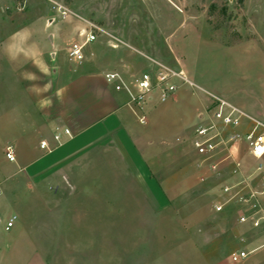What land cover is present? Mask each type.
<instances>
[{
    "label": "rangeland",
    "instance_id": "rangeland-1",
    "mask_svg": "<svg viewBox=\"0 0 264 264\" xmlns=\"http://www.w3.org/2000/svg\"><path fill=\"white\" fill-rule=\"evenodd\" d=\"M62 8L68 11L66 17ZM84 21L125 46L109 47L104 34L85 49L80 64L69 62L66 50L82 41ZM148 59L181 72L193 87L174 79L177 90L171 100L160 103L158 90L150 92L143 107L145 125L133 116L144 130L159 116L176 126L170 135H149L145 141L150 148L145 154L148 172L160 193L158 204L153 205L146 190L129 177L117 175L113 163L112 168L91 170L99 184L96 190L89 188L87 204L91 212L100 204L110 210L113 233H95L90 264H264V226L251 230L239 224L237 216L246 210L231 202L219 212L214 209L225 201L220 185L242 176L264 201V186L253 173L255 161L240 143V172L229 177L226 161L221 175L201 183L189 139L200 116L210 110L211 96L264 123V0H0V264L12 252L33 251L25 246L29 241L44 247L58 241L55 233L44 238L40 227L51 224L45 210L65 209L63 200L53 198L46 180L24 186L16 159L8 164L4 158L12 134L46 113L43 106L56 81L51 67L59 72L58 80L62 69L113 70L130 80L155 71ZM248 126L243 125L245 130ZM56 133L59 141L52 140L62 143L63 129L51 137ZM31 139L37 142L39 137ZM54 178L61 191L64 182ZM137 212L142 215L132 217ZM13 216L14 226L5 231ZM125 217L136 232H114L125 228ZM44 251L51 261L57 250ZM238 251L254 252L231 262L230 255Z\"/></svg>",
    "mask_w": 264,
    "mask_h": 264
},
{
    "label": "crops",
    "instance_id": "crops-1",
    "mask_svg": "<svg viewBox=\"0 0 264 264\" xmlns=\"http://www.w3.org/2000/svg\"><path fill=\"white\" fill-rule=\"evenodd\" d=\"M50 71L56 81L53 92L43 106L46 113L39 116L38 120L29 119L27 129L15 131L9 147L12 148L16 159L15 169L24 173L25 177L22 176L24 186H36L46 180L48 190L53 187V198L63 200L62 205L65 209L56 211L47 209L44 212V217L48 218L46 221L56 225L40 227L44 238H48V234H52L53 237L55 233L58 234V241L45 247L31 244L29 241L25 246L33 251L28 253L24 248L25 252L20 250L14 256L12 252L7 261L2 257L3 264L91 263L90 254L96 249L95 233H113L110 210H107L104 204H100L96 214L91 212L87 204V199L91 198L92 194L88 191L96 190V185L99 184L94 177L98 174L91 170L112 168L113 163L118 170L117 175L121 173L129 177L135 186L144 188L146 197L153 205L158 204L160 198L157 181L148 172L145 154L150 148L146 146L148 142L145 141L149 135L153 137L170 135L176 126H171L168 118L159 116L153 118L150 129L141 128L126 107L127 96L122 92H116L113 86L103 79L104 73L117 71L90 69L78 73L76 69L72 72L62 69L60 80L59 72L55 68L51 67ZM121 75L126 78L125 75ZM61 128L63 131L68 130L70 136L67 137L68 135L63 133L64 141L56 144L51 134ZM35 135L39 137L37 142L31 139ZM40 142L47 143L49 152L39 148ZM55 176L64 182L61 191H59L61 184L54 178ZM141 195L143 197L144 194ZM137 213L138 215L134 214L132 217L142 215L140 212ZM127 222V218L124 219L125 228H116L114 232L121 234L136 232V228ZM118 242L121 246L124 244L121 240ZM48 247L57 250L53 253L51 261L44 251ZM11 248L14 251L17 247Z\"/></svg>",
    "mask_w": 264,
    "mask_h": 264
},
{
    "label": "built area",
    "instance_id": "built-area-1",
    "mask_svg": "<svg viewBox=\"0 0 264 264\" xmlns=\"http://www.w3.org/2000/svg\"><path fill=\"white\" fill-rule=\"evenodd\" d=\"M62 16L66 17L68 11L62 8ZM85 28L80 33L81 42L72 43L67 48V59L71 63L80 64L85 56V49L96 42L105 32L96 24L84 21ZM107 35V34H105ZM107 44L116 49L125 44L114 36L107 35ZM156 68L154 72L148 70L139 75L126 80L118 72H106L103 79L111 84L116 92H122L127 96L126 107L136 118L138 124L147 123L146 116L143 113L145 102L149 99L152 90H158V101L165 103L174 97L177 87L172 84V80L179 79L183 84L187 83L190 87L193 85L188 82L181 72L164 66L156 61L148 59ZM212 104L210 110L200 116V120L195 124L190 135V145L197 157L195 168L200 174L199 181L204 183L214 176L221 175L225 165L222 163L228 161L230 166L229 177L236 176L240 172L241 143L245 149V155L254 160L253 173L264 186V123L256 120L227 101L211 96ZM244 124L249 128L245 130ZM68 135V130L63 131ZM60 136L58 133L53 135V140L58 142ZM39 148L49 152L46 142H40ZM4 158L8 163H14L15 157L10 147L6 148ZM220 194L225 201L215 205L214 209L219 212L222 207L231 202L237 207L240 206L244 212L239 213L237 222L248 226L251 230H256L264 226V201L261 193L247 183L242 176L241 180L234 182H224L219 187ZM255 206V209H248ZM16 217H10L4 226L5 231H9L15 223ZM238 251L230 255V261L238 263L253 253Z\"/></svg>",
    "mask_w": 264,
    "mask_h": 264
},
{
    "label": "trees",
    "instance_id": "trees-1",
    "mask_svg": "<svg viewBox=\"0 0 264 264\" xmlns=\"http://www.w3.org/2000/svg\"><path fill=\"white\" fill-rule=\"evenodd\" d=\"M14 1L19 2L20 0H14Z\"/></svg>",
    "mask_w": 264,
    "mask_h": 264
},
{
    "label": "water",
    "instance_id": "water-1",
    "mask_svg": "<svg viewBox=\"0 0 264 264\" xmlns=\"http://www.w3.org/2000/svg\"><path fill=\"white\" fill-rule=\"evenodd\" d=\"M49 38L51 39V36H49ZM52 56H53V54H52Z\"/></svg>",
    "mask_w": 264,
    "mask_h": 264
}]
</instances>
